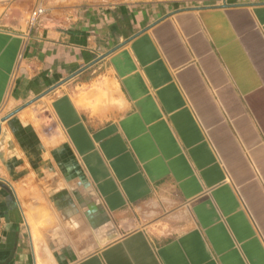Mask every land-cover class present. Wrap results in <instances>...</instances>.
<instances>
[{"label":"crops","instance_id":"crops-1","mask_svg":"<svg viewBox=\"0 0 264 264\" xmlns=\"http://www.w3.org/2000/svg\"><path fill=\"white\" fill-rule=\"evenodd\" d=\"M0 264H264V0H0Z\"/></svg>","mask_w":264,"mask_h":264},{"label":"built area","instance_id":"built-area-1","mask_svg":"<svg viewBox=\"0 0 264 264\" xmlns=\"http://www.w3.org/2000/svg\"><path fill=\"white\" fill-rule=\"evenodd\" d=\"M42 14V9L35 8L30 14V23L34 22Z\"/></svg>","mask_w":264,"mask_h":264},{"label":"rangeland","instance_id":"rangeland-1","mask_svg":"<svg viewBox=\"0 0 264 264\" xmlns=\"http://www.w3.org/2000/svg\"><path fill=\"white\" fill-rule=\"evenodd\" d=\"M37 7H38V6H37ZM37 7H35V8H37ZM35 8H34V9H35ZM10 116H11V115H8V116H7V118H3V120H6V119H8ZM79 180H80V181H81V183H83V185H84V181H83V179H82V178H80ZM82 194H83V197H85V195H84V194H86V193H85V192H82Z\"/></svg>","mask_w":264,"mask_h":264}]
</instances>
